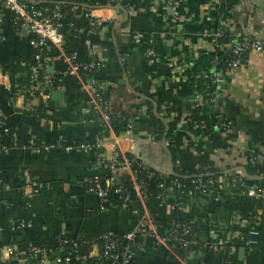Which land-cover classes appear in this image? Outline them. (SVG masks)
I'll list each match as a JSON object with an SVG mask.
<instances>
[{
    "label": "crops",
    "instance_id": "obj_1",
    "mask_svg": "<svg viewBox=\"0 0 264 264\" xmlns=\"http://www.w3.org/2000/svg\"><path fill=\"white\" fill-rule=\"evenodd\" d=\"M74 1L81 4V10L90 9L94 17L105 22L103 30L92 32L81 16L82 11L68 12L62 36L69 52H77L82 60L97 59L103 64L94 76L107 89L113 124L103 132L104 147L100 151L88 154L78 149L80 144L94 147L102 132L88 110L94 95L89 79L93 75L86 74L84 81H78L57 72L53 63L60 59V54L54 49H49L47 55L54 84L52 99L46 105L42 95L33 102L35 108H47L45 118L37 120L27 114L24 100L16 97L14 88L23 76L20 71H29L32 64L30 39L25 33L16 32L9 22L2 26L0 118L6 119L10 130L0 128L1 249L16 247L26 251L34 242L42 248L57 249L60 235L68 230L70 235L85 241L110 232L117 236L137 233L142 225L160 232L163 225L179 219L168 207L182 202V196L175 192L163 203L150 196L137 199L132 211L127 212L108 207L98 197L87 194L83 184L94 174L98 153L102 152L110 161L116 150L132 156L137 164L159 176L170 175L175 162L166 138H156V109L151 111V105L160 97L168 101L161 106L158 117L163 124L176 126L174 142L182 168L194 174L209 170L208 167L219 169V177L212 180L221 197L232 195L225 176L232 181L246 178L250 187L264 180L263 168L247 160L248 153L264 155V51H252L238 67H226L217 73L218 104L212 111L222 112L230 126L226 134L218 129L208 136L191 132L194 90L188 76V64L201 53L222 59L231 57L232 40L226 38L214 49L207 39L208 33H230L238 27L249 37H264V13L255 6L256 0H240L229 13L225 0H182L177 12L151 0H121L117 6L114 0ZM136 34L151 38L157 52L154 60L147 57L143 46L134 42L132 36ZM33 135L42 149H33ZM69 146L74 150L67 151ZM248 163L252 168H248ZM240 168L245 169L247 176ZM22 172L43 185L38 195L24 188ZM106 172L105 169L102 174ZM114 177L117 183L136 181L132 167L117 170ZM4 184L11 188L6 189ZM213 197L212 193L185 204L187 215L182 220L201 231L205 241L209 233L204 249L194 248L187 264H222L227 233L238 240L249 238L252 245H257L233 246L231 264H264V232L253 241L248 234L256 224L249 218L236 214L220 226L222 231L216 227L208 231L216 223ZM141 238L144 252L133 264H166L167 248L157 244L151 235ZM215 247L219 251L214 260L210 251ZM5 249L4 260L12 263Z\"/></svg>",
    "mask_w": 264,
    "mask_h": 264
},
{
    "label": "built area",
    "instance_id": "obj_2",
    "mask_svg": "<svg viewBox=\"0 0 264 264\" xmlns=\"http://www.w3.org/2000/svg\"><path fill=\"white\" fill-rule=\"evenodd\" d=\"M152 2L167 6L172 11L177 12L182 7V0H151ZM121 0H114V6H117ZM227 3V0H225ZM66 4L62 0H0V31L2 26L7 22L10 23L12 28L18 33H25L30 39V46L33 51L32 64L29 68V83L26 86L15 85V94L17 98L24 100V111L26 113H35L36 108L33 102L40 96L43 97V102L47 103L52 99V92L54 90L53 79L48 72V51L54 49L60 54V59L67 65V70L64 72L67 76L73 77L78 81H84L87 75L92 74L93 77H89L93 86V100L89 106V109L95 116V121L102 129L96 139L94 147L88 144L78 145V149H81L85 153L91 154L94 150H101L104 146L103 132L110 130L113 124V118L111 117L108 110V100L105 95L106 87L103 86L101 81L95 78L97 72L102 70L103 64L93 59L90 62L83 63L77 52H69L65 47V41L62 36V30L65 27V17L68 12L75 13L82 11L83 16L92 32H99L105 28V22L101 18L94 17L90 9L81 10V4L77 1L70 3L71 8L67 11H63V5ZM32 5H41L32 6ZM45 5V6H43ZM80 33L78 31H74ZM228 33L224 30H217L212 33H208L207 39L212 42L214 49H217L225 39V34ZM231 40V57L229 59H222L218 55L216 56V62L227 63V68H236L240 65L252 51L262 52L264 51V37L253 38L249 37L243 30L236 27L232 32ZM134 42L140 46H143L146 50V55L149 59L154 60L157 56V52L153 41L150 37L144 34H136L132 36ZM245 56L243 57V55ZM243 57V60H242ZM191 63L188 64L190 69ZM188 69V71H189ZM213 72L202 73L200 77L203 79H209L215 90L212 92L194 91L193 94V109L197 107L213 106L216 107L218 104L219 91L217 85L220 83V77L213 76ZM216 110V109H215ZM219 112V111H217ZM221 115L222 112H219ZM167 117V114H163ZM192 131L206 130L207 125L203 122L196 123L192 122ZM0 128L8 132V123L5 118H0ZM230 126L223 120L218 130L223 134L229 131ZM30 144L33 149H42V146L37 145L36 136H30ZM45 148V147H43ZM74 147H67V151H73ZM247 160L256 162L257 164L263 165L262 177L264 178V155L261 154H249ZM132 160L124 155L121 151H114L110 161H107L102 152L98 153V160L93 166L94 174L86 178L83 182L87 194L98 197L102 202L110 207V197L117 196L118 203L115 207L121 211H132V206L137 199H147V185L138 180V176L135 173L136 181L132 183H117L114 173L117 170H122L126 167H132ZM177 165L181 166L180 161H177ZM142 166V165H141ZM106 169L109 173L107 176L102 172ZM144 170H148V168ZM105 175V176H104ZM153 176V175H151ZM22 180L24 188L30 189L34 195H38L43 185L35 181L27 172H22ZM6 189L11 188L8 184H4ZM162 188L163 185H160ZM183 187L180 184H176L177 194L180 188ZM247 187V194L250 197L256 199H264V188L258 187ZM183 188L188 189V195L193 197L194 195H201L202 197L211 196L214 194L215 200L221 198L220 192L215 190V183L213 180L203 181L200 178H194ZM217 192V193H216ZM161 200V197L158 198ZM162 200L165 202L168 200V196H162ZM170 204V203H169ZM167 204V205H169ZM170 212L176 214L179 217L181 213L187 211V207L183 202L172 203L169 206ZM172 229L163 230V226L160 232L150 231V228L142 225L137 233H131L125 235V239L130 242L126 247L117 238L118 236L114 233H107L104 236L96 239L85 241L73 235H68L67 232H63L60 235V245L54 251L52 248L34 247L33 245L26 251L20 250L14 247H7L5 249L9 253L10 259L13 260L9 264H89L91 259H94L97 264H133L136 253L144 252L143 244L134 243L137 235L144 237L151 235L157 244L165 246L179 264H187L188 258L183 259L178 255V249L172 242L178 244L181 249L195 248L198 243L188 240V235L192 227L188 225L185 220L181 218L172 222ZM256 232H250V236L257 235ZM120 236V235H119ZM236 239V236L227 233L223 245L232 243ZM99 240L104 242L103 248L99 245ZM246 245H249L252 241L242 240ZM222 245V246H223ZM87 249L86 253L83 249ZM193 248V249H194ZM4 249L0 248V263L8 264L3 257ZM191 252V251H190ZM227 264H231L230 261Z\"/></svg>",
    "mask_w": 264,
    "mask_h": 264
},
{
    "label": "trees",
    "instance_id": "obj_3",
    "mask_svg": "<svg viewBox=\"0 0 264 264\" xmlns=\"http://www.w3.org/2000/svg\"><path fill=\"white\" fill-rule=\"evenodd\" d=\"M65 1L66 4L63 5V11H67L71 8L70 3H72L74 0H62ZM240 0H227L226 3V11L229 13L232 9H234L238 4ZM32 6H39L38 8H41V5H32ZM45 6V5H43ZM225 39L230 38L232 34L231 33H226L225 34ZM245 54L243 55V57ZM242 57V60H243ZM81 62H90L93 59H85L82 60L80 59ZM191 67L188 71V76H189V84L192 90L197 91V92H204V91H209L212 92L215 90V85L211 83L209 79H203L201 76L202 73H208V72H213V76H216V74L226 68L227 63L216 62V56L214 55H208L205 53H201L200 56L196 60H191ZM55 64V69L57 72H65L67 70V65L63 62L62 59H55L54 63ZM23 73V76L17 81L16 84L21 85V86H26L29 83V71L28 69H22L20 73ZM168 101V99H165L163 97H160L157 99L156 103L154 102L151 105V111H155L154 113V126H155V132L157 131V136L161 138H166L169 150L173 156L174 162H175V167H174V172L175 175H167V176H159L157 172L153 171L152 169L148 168V170H144L145 167L141 166L140 164H137L135 159L132 156H127L130 158L132 162V169L133 171L136 172L138 176V180L144 182L147 185V194L150 197L154 198H160V202L163 203L164 201L162 200V196H169L171 193H174L175 191L177 192L176 184H180L183 187L188 184L191 180L194 178H200L203 181H208L212 180L216 177H219L217 173L219 172V169H212V167H208L209 170H203L199 171L197 173H191L190 171H187L186 169L182 168L181 166L177 165V150L175 149V142H174V134L176 132V126L174 124H163L159 117L158 114L161 112V106L165 104ZM47 108H45L43 105H40V107L36 108L35 113H27L31 116H33L37 120H41L45 118ZM224 116L221 115L217 111H212L209 106L205 107H197L193 109L192 113V122L196 123H205L207 125L206 130H199V131H194L193 133H197V135H203V136H208L210 135L214 130L218 129L220 127V124L223 122ZM227 122V121H226ZM192 131V129H191ZM251 167L252 165L248 163V168ZM147 169V168H146ZM249 170V169H248ZM250 171V170H249ZM263 172V170L261 171ZM210 173L209 175L205 176L206 174ZM251 173V171H250ZM109 173L106 172V176ZM104 175V176H105ZM153 175V176H151ZM227 183L230 185L232 188V195H226L222 196L219 200H215L214 206H215V217L213 218V221L216 222L212 224L211 228L208 229L211 230L213 227H216L217 231H222L221 227L223 224L228 222L229 219L232 217L236 216L238 214L240 217H247L249 218L250 221H252L254 224H256V228L250 229V232H256L259 235L264 232V199H256L254 197H250L247 194V187H246V178L243 179H238V180H233L225 176L223 177ZM160 185H163L161 188ZM181 187L179 192L181 193L182 196V202L187 204L188 201L195 200V199H200L202 198L201 195H194L193 197H190L188 195V189H185ZM256 187L258 188H264V180L263 181H258ZM175 192V193H176ZM178 193V192H177ZM118 203L117 196H111L110 197V207H115ZM197 212V211H196ZM187 213H181L179 215V218L181 219H186ZM258 221H257V219ZM160 224V222H157ZM162 224V223H161ZM160 224V225H161ZM221 226V227H220ZM172 225H163V230H169L172 229ZM68 235L71 234V232L66 231ZM248 235L246 238H248ZM203 233L201 231H198L196 228H192L190 231V234L188 235V240L197 242L198 245L195 247L198 250L204 249V245L207 241V238L209 237V233H206V241L203 239ZM125 236H118L117 238L119 241L122 243L123 246H127L130 244L128 240L124 238ZM96 239V238H95ZM249 241V238H248ZM100 247L103 248L104 242L99 240ZM136 245L137 244H142V238L141 236L137 235V238L135 240ZM15 244V243H14ZM236 244H243L241 240L235 239L232 243L224 245L223 247V261L222 264H227V262L230 261V249L235 246ZM253 243H250L249 246H257V245H252ZM171 245H174L175 248L178 249V255L182 257L183 259H186L187 257L190 256L193 248H188L186 249H181L180 246L174 242L171 243ZM34 247H41L39 242H34L33 243ZM0 248L1 247L0 245ZM56 249H54L55 251ZM191 251V252H190ZM219 251V248L215 247L211 249L210 254H212L214 260L217 256V252ZM139 255V253H136V256L133 261L136 260V257ZM166 264H179L177 260L172 256L170 253H167L166 257ZM171 262V263H170ZM0 264H6V263H0ZM89 264H97L94 259H91ZM103 264H108L103 263Z\"/></svg>",
    "mask_w": 264,
    "mask_h": 264
},
{
    "label": "water",
    "instance_id": "obj_4",
    "mask_svg": "<svg viewBox=\"0 0 264 264\" xmlns=\"http://www.w3.org/2000/svg\"><path fill=\"white\" fill-rule=\"evenodd\" d=\"M255 6H256L257 8H259V9L264 13V0H256V1H255ZM210 109H211V110H214V107H210ZM164 140H165V139H164ZM256 166L259 167V168H263V165H262V164H258V165H256ZM239 170L245 172V169H244V168H240ZM170 175H175V172H174L173 169L171 170ZM245 175L247 176L246 172H245ZM251 239H252L253 241L256 240V239H258V234H257V235H252V236H251ZM86 250H87L86 248L83 249V252L86 253Z\"/></svg>",
    "mask_w": 264,
    "mask_h": 264
}]
</instances>
